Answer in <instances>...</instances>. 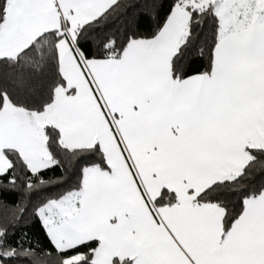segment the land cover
Instances as JSON below:
<instances>
[{"label": "snow or ice", "instance_id": "snow-or-ice-1", "mask_svg": "<svg viewBox=\"0 0 264 264\" xmlns=\"http://www.w3.org/2000/svg\"><path fill=\"white\" fill-rule=\"evenodd\" d=\"M120 7L0 0V188L73 168L35 208L55 264H264V0H169L147 35ZM7 236L0 264L52 256Z\"/></svg>", "mask_w": 264, "mask_h": 264}, {"label": "trees", "instance_id": "trees-1", "mask_svg": "<svg viewBox=\"0 0 264 264\" xmlns=\"http://www.w3.org/2000/svg\"><path fill=\"white\" fill-rule=\"evenodd\" d=\"M121 7L117 13L112 16L107 22V31L117 32L123 34L132 32L138 34H150L156 27L157 23L161 21L166 15L169 0H119ZM163 5V7H160ZM209 27H204V34L207 35ZM189 69L201 68L207 64V52L203 58L198 54H190L185 57L183 61ZM7 71V70H5ZM191 74V72H189ZM0 83H5L0 79ZM6 86L11 87V83H6ZM33 89L38 88L39 85H33ZM46 178H51L53 185L47 191H37L34 193H26L23 187L17 186L14 190L10 188H0V203L7 204L10 208L24 209L20 212L16 209L15 215L17 219L13 220L10 214H5L0 210V225H4L8 229L7 244L12 247L29 248L34 247L37 252L47 251L52 253L51 257H47L46 264H55L54 247L47 236L46 230L42 222L35 214V208L45 197L54 195L68 187L64 180L69 183L73 182L75 176L73 175V168L53 167L51 170L45 172ZM2 179V178H0ZM248 180L254 185L258 186L264 183V170L257 164L254 166L253 172L248 177ZM57 181L60 185L56 186ZM235 199V198H233ZM9 264H33L32 258H13Z\"/></svg>", "mask_w": 264, "mask_h": 264}]
</instances>
